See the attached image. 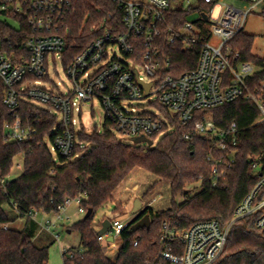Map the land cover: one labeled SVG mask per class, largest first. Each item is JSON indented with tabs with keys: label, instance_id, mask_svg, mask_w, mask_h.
I'll return each instance as SVG.
<instances>
[{
	"label": "built area",
	"instance_id": "2783aa9c",
	"mask_svg": "<svg viewBox=\"0 0 264 264\" xmlns=\"http://www.w3.org/2000/svg\"><path fill=\"white\" fill-rule=\"evenodd\" d=\"M112 1L122 15V31L105 30L70 61L68 39L62 27L71 0H0V13L5 12L17 20L24 18L32 31L24 41L9 45V51L4 50L0 41L2 104L14 117L5 125L9 142L23 143L37 134L35 126L24 125L18 116L22 102L42 108L57 118L58 125L53 129L55 138L49 144L54 164H59L61 159L75 161L81 157L76 150L85 148L79 138V134L86 131L83 108L92 106L95 101L106 114L108 130L130 143L142 137L152 141L155 138L156 142L160 135L174 131L173 121L188 124L199 112L239 100L252 102L259 111L257 123L264 124V82L260 90L254 92L248 85L260 68L242 61L240 54H234L229 47L258 7L264 14V0H239L246 4L243 7L225 6L222 0H205L207 11H198L196 20L188 18L184 26L178 28L168 24L169 0ZM218 7L221 11L215 18ZM14 24L18 28V24ZM179 42L186 48L200 46V57L194 70L176 77L166 73L172 57L163 51L162 45ZM58 67H61L66 82L55 80L60 76ZM50 71L54 72L55 78L50 76ZM144 85L149 86L148 90ZM141 102L146 104L140 105ZM195 130L210 139L212 148L207 160L212 165L216 186L235 163L238 127L233 123L226 130H219L207 115L195 124ZM185 138L189 139V136ZM252 166L255 172H262L260 180L237 207L233 220L227 226L210 220L184 230H173L165 222L160 261L169 264L216 263L225 252L233 225L239 220L257 216L256 227L264 233L261 159L253 161ZM6 182L5 178H0L1 185ZM73 201L78 204L79 213L86 216L88 211L82 206L83 198ZM71 202L58 208L54 215L58 221L69 220L64 212ZM118 204L110 202L101 210L100 216H93L98 233L106 220L110 222L107 233L99 234L98 240L106 254L113 257L118 255L122 233L136 218L131 215L133 201L126 206L125 214L120 213ZM56 224L48 219L42 229L53 233ZM110 237L112 242L108 240ZM134 245L138 246V241ZM62 255L73 256L70 251H63Z\"/></svg>",
	"mask_w": 264,
	"mask_h": 264
},
{
	"label": "trees",
	"instance_id": "16d2710c",
	"mask_svg": "<svg viewBox=\"0 0 264 264\" xmlns=\"http://www.w3.org/2000/svg\"><path fill=\"white\" fill-rule=\"evenodd\" d=\"M171 15L168 24L184 26L194 11H207L205 0H169ZM195 2V4H193ZM12 21V22H11ZM11 23H17L18 28ZM105 30L122 31V15L112 0H71L64 18L63 33L68 39L70 61L100 37ZM32 35L24 18L15 19L0 13V41L4 50ZM255 38L240 33L229 43L240 59L260 68L248 85L250 91L260 90L264 82V58L253 54ZM163 51L172 57L167 74L180 76L194 70L200 57V46L184 47L182 43H163ZM142 51V48L139 50ZM4 89L0 84V264H49L50 235L39 237L40 226L36 214L54 216L68 201L83 198L82 206L93 210V216L108 203L114 202L118 187L138 169L154 175L157 183L170 186L173 205L168 211L154 212L152 207L137 221L149 216L151 227L132 233L133 224L120 237L118 255L109 257L98 240L94 218L82 220L70 227L81 237L82 250L64 255V264H169L159 259L164 250L161 243L162 226L167 222L173 230H184L197 223L217 220L227 226L240 203L253 191L261 173L254 171L252 162L261 159L264 172V124L257 123L259 111L250 101L239 100L211 111L199 112L188 124L173 121L174 131L167 133L154 145L126 144L108 130L79 134L85 148H77L81 157L75 161L61 159L54 164L49 144L53 142L56 117L33 104L22 102L18 112L24 125L37 129L28 141L9 142L6 123L14 120L2 104ZM210 116L219 130L236 123L239 134L234 147L235 163L218 180L212 176L207 157L211 151L208 137L200 136L195 124ZM188 135L189 139L185 136ZM23 158V174L12 179L17 158ZM201 185L196 195L188 194V187ZM182 196V204L174 199ZM118 204V210H120ZM25 219L22 230L12 229L11 223ZM257 216L237 221L223 255L214 264H264V233L256 227ZM69 232V231H68ZM138 246L135 247V242Z\"/></svg>",
	"mask_w": 264,
	"mask_h": 264
},
{
	"label": "rangeland",
	"instance_id": "374dc122",
	"mask_svg": "<svg viewBox=\"0 0 264 264\" xmlns=\"http://www.w3.org/2000/svg\"><path fill=\"white\" fill-rule=\"evenodd\" d=\"M195 4V2H193ZM222 4L225 6H235L243 7L245 3L239 0H222ZM221 9L218 7L215 12V18L220 14ZM198 18V11H194L190 16L189 20H196ZM12 26L17 27L14 23H11ZM244 34L252 36L255 38L253 46V54L264 58V14H262V8L258 7L247 19L246 25L243 30ZM117 52V49H115ZM58 72L60 74L55 80L57 82H66V77L63 74L61 67H58ZM50 76L55 78L53 71H50ZM146 103L141 102L140 105ZM154 109L153 107H149ZM83 123L85 129L88 133H91L94 130L99 131L100 133L104 132L106 129V114L98 101H95L92 106L87 105L83 108ZM164 137L160 135L155 144ZM122 142L126 144L130 143L128 140L118 137ZM135 145V144H133ZM146 146V145H141ZM20 165V168L18 166ZM23 158L19 157L16 160V167L13 171L12 179L20 177L23 174ZM158 179L148 173L145 170L138 169L135 170L131 176L124 181L116 190L114 201L120 204V213H126V206L140 200L143 203L144 208L150 205L154 212L168 211L173 205V198L170 190V186L167 183H157ZM201 191V185L196 184L188 187V194L193 196L198 194ZM184 198L182 196H177L174 199V203L179 205L182 204ZM128 210V209H127ZM102 214L99 211L96 216ZM134 216V214H131ZM64 216L69 220L58 221L55 216H47L43 214H36L35 219L40 226L39 237L50 235V240H53V245L50 248L49 253V264H64V257L62 255L63 251H77L82 250L81 237L78 232H72L69 234L70 227L74 224L82 221L85 216L79 213L78 204L75 201H72L65 209ZM52 220L57 222L56 226L53 228V233H48L42 229V226L46 223L47 220ZM25 224V219H19L14 223L10 224L12 229L22 230ZM98 228V227H97ZM58 237V240H57ZM109 255V254H108ZM109 257L114 258L112 255Z\"/></svg>",
	"mask_w": 264,
	"mask_h": 264
},
{
	"label": "water",
	"instance_id": "95a60500",
	"mask_svg": "<svg viewBox=\"0 0 264 264\" xmlns=\"http://www.w3.org/2000/svg\"><path fill=\"white\" fill-rule=\"evenodd\" d=\"M145 89L148 90L149 86H145ZM133 144L135 145H146L149 147H152L154 145L152 140H149L147 138H137L132 140ZM147 208H144L143 203L138 199L134 202L133 204V210H132V214H134L136 216V218L134 219V221L132 222L133 226L131 228L132 233H137L140 230L143 229H149L151 227V220L150 217L147 215L145 216L143 219L138 220V218L146 211ZM93 217V210H89L88 213L86 214L84 220H88L91 219ZM110 227V222L108 220H106L103 224V229L99 232L100 235H105L108 231ZM69 234L71 233V231L68 232ZM110 242L113 241V238H109L108 239Z\"/></svg>",
	"mask_w": 264,
	"mask_h": 264
},
{
	"label": "crops",
	"instance_id": "0c3cea01",
	"mask_svg": "<svg viewBox=\"0 0 264 264\" xmlns=\"http://www.w3.org/2000/svg\"><path fill=\"white\" fill-rule=\"evenodd\" d=\"M149 207H151L150 205H148V206H146L145 208H149Z\"/></svg>",
	"mask_w": 264,
	"mask_h": 264
}]
</instances>
